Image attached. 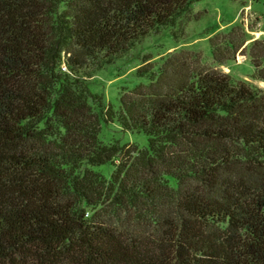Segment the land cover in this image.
Segmentation results:
<instances>
[{"label":"trees","instance_id":"1","mask_svg":"<svg viewBox=\"0 0 264 264\" xmlns=\"http://www.w3.org/2000/svg\"><path fill=\"white\" fill-rule=\"evenodd\" d=\"M196 1L0 0V264H264V91L192 51L117 108L88 87ZM246 41L214 34L212 62ZM248 55L264 82V38ZM109 124L146 147L103 143Z\"/></svg>","mask_w":264,"mask_h":264},{"label":"rangeland","instance_id":"2","mask_svg":"<svg viewBox=\"0 0 264 264\" xmlns=\"http://www.w3.org/2000/svg\"><path fill=\"white\" fill-rule=\"evenodd\" d=\"M198 15L195 19L194 16ZM241 25L245 31V49L222 65L212 62L208 39L216 33H225L232 26ZM264 38V0L230 1L198 0L173 25L151 31L129 51L105 65L88 79L89 90L102 97L104 103L118 106V96L146 77H139L137 70L146 64L158 66L170 53L178 51L198 52L204 64L214 66L228 74L233 82H245L264 91V82L253 77V67L248 47L254 40ZM100 140L105 144H118L139 149L146 147V137L140 133L123 132L117 124L102 125ZM109 178L113 166L109 163L93 167Z\"/></svg>","mask_w":264,"mask_h":264}]
</instances>
